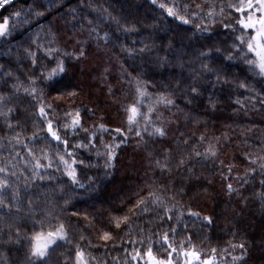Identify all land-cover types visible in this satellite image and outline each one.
Instances as JSON below:
<instances>
[{
  "label": "snow or ice",
  "instance_id": "obj_1",
  "mask_svg": "<svg viewBox=\"0 0 264 264\" xmlns=\"http://www.w3.org/2000/svg\"><path fill=\"white\" fill-rule=\"evenodd\" d=\"M8 2L9 0H0V7ZM151 3L158 6L166 17L180 21L181 23L177 27L193 25L194 21H199V23L194 24L195 31L204 34L212 33V26L219 23L231 37V43L224 47L214 43L211 46L202 45L196 50L195 59L192 63L199 61V68H189L190 82L186 88L187 93L200 95V81L206 76L212 77L216 83L234 84L237 89H245L250 93L245 101L237 97L235 101L237 105H246L247 101H254L255 103L250 105L251 108H255L256 103H259L261 109H264V0H200V3H196L195 0H167V2L151 0ZM55 4L56 0H48L49 7ZM87 7L94 8L93 0H88ZM94 10L97 12L95 19H88L79 15L77 7L69 9L68 14L75 21L71 27V35L68 31L62 32L59 29L53 31L52 27H48L47 31H44V26H41L40 31L31 33L18 42L15 57L17 68L25 67L31 73L25 76L24 80H21L20 76L16 75L8 64H0V89L6 90H0V117L4 119L5 125L9 129L13 128L12 119L15 109L8 107L13 97L16 98L17 104L21 100H26L32 106L31 111L26 110L20 114V120L25 122L31 120L33 129L31 136L22 139L21 134L17 133L8 137L10 142L15 141L16 144H23L27 148V156L30 157V159L23 161L31 169L30 175L24 179V191L27 192L29 182L32 179L51 181L56 178L54 175L46 177L41 170L47 172V170L54 168L60 177L66 178L58 183L55 188H49L47 192L38 194L44 197V207L41 209L42 218L37 220L35 217L20 215L23 200L21 190L18 185L9 182L8 175H0V211L6 209L4 215L14 216L17 222L14 224L5 221L8 232L4 235L7 236V239L0 240V247L21 243V228L18 226L20 222L30 219L34 225L40 226L39 231L31 233L28 245L17 249L19 253L17 264H106L103 259L97 260L91 253L86 252L80 243L73 242V232L70 231L72 218L82 220L91 233L97 227L95 217L92 214L87 212L82 214L80 210L72 212L67 224L59 215H56L58 211H62L68 206L74 207L72 205L73 196L77 188L84 189L86 187L84 180L88 181L87 188L92 191L99 187L96 183L100 179L99 174L96 176L87 175L88 171L95 165L90 159L79 158L80 150L94 152L97 158H103V176L107 178L115 169L119 150H122V146L127 145L129 136L136 138L138 149L143 147L147 150L149 142L153 146L164 142L168 136L170 130L168 125L171 121L165 117L160 109L164 108L170 111L177 107L172 99L173 85L175 88H179L183 81H173L172 84L162 83L161 86L165 89L164 91L152 92L149 91V88L152 87L150 80L142 79L141 73L133 76L121 66V77L125 75L128 77V87L124 95L127 97L130 94L131 99L116 101L121 117L118 126L113 127L111 123L104 122L103 118H100L85 127L87 118L82 115L79 106L66 105L61 115L58 116L57 109L61 108V105L56 104L54 106L53 102H49L47 98L51 93H56L52 97L53 101L64 100L65 98L74 100L78 96V92L75 90L64 91L57 86L62 76L68 72V60L81 62L87 59L93 46L97 51H102L105 54L110 52L112 48L119 47L122 52L129 56H134L137 51L146 52L150 49V45L147 44L141 49L128 47L114 35V32L125 34L137 32L138 21H130L125 17L113 15L112 11L103 8V6L95 7ZM36 14L41 15L39 12ZM16 15L19 17V23L26 22V17H20L19 13ZM112 25H115V28H112ZM15 27V25L10 27L9 20L5 17L0 23V42L10 43L6 38L11 35ZM85 32L87 38H80ZM179 35L177 33V36ZM206 39L211 40L212 36H208ZM69 47L72 48L71 52L67 50ZM8 54L11 55L10 48ZM22 61H27V64H21ZM235 61L246 65L248 70L260 79L255 83H248L246 79H232V74L226 65ZM158 62L167 63L168 60L166 57L158 58ZM180 66L183 67V64L181 63ZM107 71L108 69L104 68V72ZM13 80L14 82L10 84L9 81ZM107 91L114 95L111 84L107 85ZM229 99H231V94H229ZM219 103L218 97L209 96V108L215 110ZM247 110L246 106L245 113ZM84 111L88 113L89 117L95 116V112L91 108L85 107ZM233 111L238 113L239 109H233ZM184 119H189L187 113H184ZM200 119L198 116H192L195 123H199ZM20 120H17L16 127L22 126ZM81 133H83V138H80ZM192 135L195 136L196 134L192 133ZM104 136H109L110 139L105 140ZM145 136L148 137L147 140ZM183 136L184 134L181 133V136L176 138L175 149L169 148L167 145L161 148L159 155L163 156V159L153 155L152 152H147V159L155 164L160 176L170 177L174 154L177 156L175 164L177 168L193 162L204 165L209 160H219L221 138L228 139V133L225 132L220 137H212V140L215 141L212 143L205 134L201 133L197 137L196 144H193L189 149V140L182 139ZM260 140L262 142L260 153H264V131L261 133ZM29 144L34 146L42 144L43 146L37 153L34 147H29ZM197 145L203 147V151L199 150ZM3 147L4 145L0 144V148ZM243 156L250 163L245 167L243 175L237 173L235 176L236 184L239 186H234L232 182H229L224 171H221V179L224 181L223 193L229 197V200L237 196L247 204L248 197L241 194L240 187L249 183L248 177L252 174L264 177V154L245 152ZM219 163L229 175L233 173L236 167L231 163L225 165L223 160H219ZM17 166V164H13L12 168L15 169ZM186 170L190 177L195 178V183L188 185L189 190L200 195L201 192L196 187L199 179L196 178L193 167H187ZM0 174H9L7 164L0 165ZM9 175L16 176V172L12 171ZM82 176L84 177L83 180L81 179ZM205 179L207 181V178ZM169 183H171L170 180ZM207 184L210 187L211 181H207ZM259 185L258 191L252 190V196L259 201L260 211L264 213V179L259 180ZM208 187L199 185L205 195L208 193ZM147 188V195L139 197L125 214H115L120 211L119 209L110 210L105 227L99 229L95 238L114 243L113 232L122 231L121 225L127 229L125 235L137 233L140 239L132 241V243L134 245L140 244L146 251L142 254L140 248L133 247V251L127 255L125 264H129V262L138 264L145 256L147 257L145 264H179V258L183 259V264H225L221 257L228 249L220 248V255L218 256L217 247H210L206 253H203V250L193 243V236L198 239L202 237L203 240L211 239L204 232V229L215 227L218 220L215 213L204 214L194 210L191 205H179L174 195L167 196L163 185L156 188L155 181L153 184L147 185ZM9 189H11V201L3 195ZM56 189L65 194L63 207L59 209L56 200L54 198L49 199L48 196V193ZM179 191L187 195L183 187ZM27 205L30 212H35L36 205H34L33 199L29 198ZM13 207L16 208V213L12 212ZM144 214L153 216L152 220L146 221L149 226L147 229L136 223V220ZM133 216L136 217V220L132 219ZM53 219L56 220L55 225L50 223ZM156 222H160L161 227L160 230L153 233L152 225ZM46 223H48L47 229L44 227ZM190 223L194 226L198 225V229H190ZM163 224L169 226L163 228ZM106 228L111 230H105ZM13 229H15L14 235ZM74 231L78 233L80 241H86L87 245L91 246L92 237L85 235L84 228H75ZM182 233L189 234L185 235L177 245L176 237ZM153 236L156 237L155 240L152 239ZM233 236L235 237V232H233ZM68 245H71V248H67ZM154 245L164 250L166 258H157L153 255L152 248ZM105 247H107V243H105ZM228 248L233 251L237 248L240 249L239 255L231 256L230 264H247L248 246L244 241L233 243L229 240ZM174 255L178 259L174 260ZM0 264H10L7 254L4 252H0Z\"/></svg>",
  "mask_w": 264,
  "mask_h": 264
},
{
  "label": "trees",
  "instance_id": "obj_2",
  "mask_svg": "<svg viewBox=\"0 0 264 264\" xmlns=\"http://www.w3.org/2000/svg\"><path fill=\"white\" fill-rule=\"evenodd\" d=\"M164 2H167V0H164ZM195 2L200 3V0H195ZM87 3L88 0H56V4L49 7L48 0H9L7 4L0 7V23L7 17L9 26L15 25L16 27L11 35L6 38L10 43L0 42V64H8L16 75H19L21 80H24L25 76L31 73L25 67L17 68L15 57L18 42L31 33L40 31L41 26H44V31H47L48 27H52L53 31L59 29L62 32L68 31L69 35H71V27L75 21L68 14L70 8L77 7L81 17L95 19L97 12L94 8L103 6V8L112 11L113 15L125 17L130 21H138V31L135 33L114 32V35L122 43L136 49H141L147 44L150 45V49L146 52L137 51L134 56H129L122 52L119 47L112 48L110 52L105 54L102 51H97L93 46L87 59L81 62L68 60V72L62 76L57 86L64 91L75 90L78 92V96L74 100L65 98L64 100L53 101L52 97L56 93H51L47 98L49 102H53L54 106L56 104L61 105V108L57 109L58 116L61 115L66 105L79 106L82 115L87 118L85 127L100 118H103L104 122L111 123L113 127L118 126L121 117L116 101L131 99L130 94L127 97L124 95L128 87V77L126 75L121 77V66L132 73L133 76L141 73L142 79L150 80L152 87L149 88V91L152 92L164 91L165 89L161 86L162 83L172 84L173 81L177 80L183 82L179 88H175L173 85L172 99L177 107L172 108L170 111L164 108L160 109L165 117L171 121L168 125L170 129L168 136L162 144L153 146L149 142L147 150L143 147L138 149L136 147V138L129 136L127 145L122 146V150H119L115 169L112 170L111 175L107 178L103 176V158H97L94 152L80 150L79 158L90 159L95 165L88 171L87 175L96 176L99 174L100 179L96 181L99 187L92 191L87 188L88 181L84 180L86 187L84 189L77 188L73 196L72 205L74 207L68 206L66 209L58 211L56 215H59L67 224L72 212L78 210L82 214L87 212L95 217L97 227L90 233L82 220L72 218L70 231L73 232V242L80 243L86 252L91 253L97 260L103 259L106 264H125L127 255L133 251V247L140 248L143 254L146 249L140 244L134 245L132 243V241L139 240L140 236L135 232L125 235L127 229H124L123 225H121L122 231L113 232L114 243L111 241H100L95 237L98 235L99 229L105 227L110 210L119 209L120 211L115 214H125L127 209L139 197L147 195V185H151L155 181V187L159 188L163 185L167 196L174 195L179 205H191L194 210L201 211L204 214L215 213L218 216L217 224L214 228L204 229V232L211 237L210 240H203L202 237L198 239L193 236V243L202 249L203 253H206L210 247H217L219 256L220 248L228 249L221 259L225 264H230L231 256L239 255L240 249L237 248L233 251L228 248V241L231 240L233 243L244 241L248 246L247 264H264V242H262L264 241V213L260 211L259 201L252 196V190L256 189L258 191L260 189L259 180L264 179V177L252 174L248 177L249 183L240 187L241 194L248 197L247 204L237 196L229 200V197L223 193L224 181L221 179V171H224V175L228 177L229 182H232L234 186H239L236 184L235 176L237 173L243 175L245 167L250 163L243 156V153L264 154L260 153L262 146L260 136L262 131H264V109H261L259 103H256L255 108H251L250 105L255 103L254 101H247L246 105H237L235 103L237 97L245 101L250 93L245 89H237L234 84L216 83L212 77L206 76L200 81V95L189 94L186 91L190 82L189 68H199V61L192 63L195 59L196 50L205 44L211 46L215 43L221 47L230 44L231 37L228 31L223 29L218 23L212 26V33L200 34L195 31L194 27V24L199 23V21H194L193 25L177 27L181 22L174 21L171 17H166L158 6L151 3V0H93L94 8H88ZM37 12L41 13V15H37ZM17 13H19L20 17H26L25 23H19ZM112 28H115V25H112ZM177 33L180 35L177 36ZM208 36H212V39H206ZM181 37L183 38L181 39ZM80 38L86 39V32ZM9 48L11 49V55L8 54ZM67 50L71 52L72 48L69 47ZM165 57L168 60L167 63L158 62V58ZM181 63L183 67L180 66ZM21 64H27V61H22ZM226 66L232 74V79H246L248 83H255L260 79L250 72L246 65L238 61L231 62ZM104 68H107L108 71L104 72ZM13 82L14 80L9 81L10 84ZM108 84L113 86L114 95L108 93ZM229 94H231V99H229ZM8 95H11V93H8ZM21 95L23 94L21 93ZM209 96L219 98L220 103L217 105V109L213 110L208 107ZM246 106L248 110L245 113ZM8 107L15 109L12 119L13 128L9 129L5 125L4 119L0 117V144L4 145L3 148H0V165L7 164L9 174L15 171L16 176L9 174L0 175H8L9 182L19 186L23 197L20 215L35 217L38 220L43 216L41 209L44 207V197L38 194L47 192L49 188H55L58 183L66 178L60 177V174L56 173L54 168L47 170V172L41 170L46 177L54 175L56 178L51 181L47 179L43 181L32 179L29 182L27 192L24 191V179L30 175L31 169L23 161L30 159V157L27 156V148L23 144H16L15 141L10 142L8 137H12L17 133L21 134L22 139H27L31 136L33 131L31 120L29 119L27 122L20 120V114L26 110L31 111L32 106L26 100H21L17 104L16 98L13 97ZM85 107L93 109L95 116L89 117L88 113L84 111ZM233 109H239V112L235 113ZM184 113L189 115L188 120L184 119ZM192 116L200 117L199 123L193 122ZM17 120H20L21 127H16ZM225 132L228 133V139L221 138L219 160H223L225 165L231 163L236 166L231 175L222 169L219 160H209L204 165L193 162L177 168L175 166L177 156L174 154L171 162L172 172L170 177H162L159 175V170L156 169L155 164L147 159V152H152L153 155L163 159V156L159 155L161 148L167 145L169 148L175 149V140L181 136V133L184 134L182 139L186 138L189 140L190 149L193 144H196L197 137L201 133L205 134L210 142L215 143L212 137H220ZM192 133L196 135L193 136ZM80 138H83V133L80 134ZM104 139L108 140L110 137L104 136ZM145 139L147 140L148 137L145 136ZM42 146V144L35 146L29 144V147H34L37 153H39V149ZM97 146L99 147V144ZM197 146L199 147V145ZM204 146L206 147L207 145ZM199 150L203 151V147H199ZM185 158L187 159V157ZM13 164H17V168L13 169ZM187 167H193L196 178L199 179L196 187L201 192L200 195L194 194L188 188L189 184L195 183V178L189 176L186 170ZM253 176L255 177L254 179ZM205 178H207V181H211L210 187H208ZM81 179L83 180L84 177L82 176ZM169 180L171 183H169ZM201 184L204 187H208L206 195L199 188ZM181 187L184 188L187 195L179 191ZM3 195L11 201V189L4 192ZM48 196L49 199L54 198L56 200L58 209L63 207L65 194L59 189L48 193ZM29 198L33 199L34 205H36L35 212L29 211L27 205ZM4 211L7 210L5 209ZM4 211H0V240L7 239V236L4 235V233L8 232L5 221L7 223H17L14 216H5ZM16 211V208L13 207L12 212L16 213ZM132 219L136 220V217L133 216ZM152 219V215L144 214L136 220V223L140 227L147 229L149 226L146 221ZM50 223L55 225L56 220L53 219ZM18 226L21 228V243L19 245H4L0 247V252L7 254L10 264H17L19 256L17 249L26 247L31 233L40 230V226L34 225L30 219L20 222ZM168 226V224H163V228ZM44 227L47 229L48 223ZM160 227V222L154 223L152 232H157ZM75 228H84L85 235H91V246H88L86 241L78 239V233L74 231ZM189 228L198 229V225L194 226L190 223ZM105 230L111 229L106 228ZM12 231L14 235L15 229ZM233 232H235V237ZM188 234L182 233L177 236V245ZM169 235L171 236V234ZM152 239L155 240L156 237L153 236ZM105 243H107V247H105ZM66 247L71 248V245ZM61 251H64V249H61ZM152 251L155 257L166 258L163 249L154 245ZM173 258H176V256L174 255ZM145 260L146 258L141 259L138 264H145ZM129 264H136V262H129Z\"/></svg>",
  "mask_w": 264,
  "mask_h": 264
},
{
  "label": "rangeland",
  "instance_id": "obj_3",
  "mask_svg": "<svg viewBox=\"0 0 264 264\" xmlns=\"http://www.w3.org/2000/svg\"><path fill=\"white\" fill-rule=\"evenodd\" d=\"M147 259V257H145ZM174 260L175 259H178L177 257L176 258H173ZM179 264H183V259L182 258H179Z\"/></svg>",
  "mask_w": 264,
  "mask_h": 264
}]
</instances>
